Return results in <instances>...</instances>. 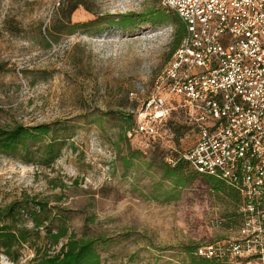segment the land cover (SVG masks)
<instances>
[{"label": "rangeland", "instance_id": "1", "mask_svg": "<svg viewBox=\"0 0 264 264\" xmlns=\"http://www.w3.org/2000/svg\"><path fill=\"white\" fill-rule=\"evenodd\" d=\"M160 8V0H0V127L52 131L30 142L25 161L0 153V205L24 196L47 203L77 237L105 240L103 264H188L185 247L233 239L217 224L242 215L240 201L199 174L174 190L157 167L162 150L140 155L123 136L170 61L177 26L112 22ZM49 143L60 152L44 166ZM21 253L18 264H28L31 250ZM0 264L14 263L0 255Z\"/></svg>", "mask_w": 264, "mask_h": 264}, {"label": "built area", "instance_id": "2", "mask_svg": "<svg viewBox=\"0 0 264 264\" xmlns=\"http://www.w3.org/2000/svg\"><path fill=\"white\" fill-rule=\"evenodd\" d=\"M162 4L176 13L185 35L135 110L128 137L141 154L158 148L167 167L185 162L239 193L236 236L204 245L201 258L264 264V0ZM189 137L190 148L176 145Z\"/></svg>", "mask_w": 264, "mask_h": 264}, {"label": "trees", "instance_id": "3", "mask_svg": "<svg viewBox=\"0 0 264 264\" xmlns=\"http://www.w3.org/2000/svg\"><path fill=\"white\" fill-rule=\"evenodd\" d=\"M160 7V9L147 11L143 15H120L112 24L121 30L134 29L145 23L146 18H149L150 23L153 24H175L177 27L168 55L169 58H172V54L178 49L184 38L185 28L176 13L163 6L162 0H160ZM123 117L126 120L130 115L124 113ZM134 126L135 114L133 126L127 133ZM168 128L172 129L177 137H180V127L174 129L170 123ZM51 132L50 127L46 125L37 127L18 125L5 129L0 127V153L25 161L23 155L27 154L30 142L39 137L47 138ZM125 134L124 132L123 136L127 137L128 141L133 140L136 145V140ZM60 147L55 143L42 146L41 165L50 166L58 157ZM136 149L141 155L137 145ZM157 167L164 178L172 181L174 190L189 187L199 176L187 163L182 161L174 168H169L162 162ZM202 179L214 192L223 194L229 201L233 203L240 201L239 193L224 181L206 175H202ZM49 213L50 209L47 203L37 200L36 197L24 196L6 205H0V255H4L12 263L18 264L21 251L26 248L33 254L28 264H103L98 249L105 243L103 238L93 239L87 235L77 237L73 232H70L64 217L57 220L55 217L49 216ZM238 220L236 225L228 227L230 223H226L227 221L223 219L217 226L220 225L222 229L227 227L226 229L232 230L231 232H236L240 227L241 217H238ZM201 248H203L202 245L185 247L184 253L188 264H228L225 262L226 260L220 258H201L197 253Z\"/></svg>", "mask_w": 264, "mask_h": 264}]
</instances>
